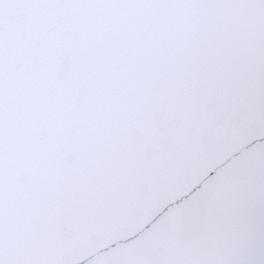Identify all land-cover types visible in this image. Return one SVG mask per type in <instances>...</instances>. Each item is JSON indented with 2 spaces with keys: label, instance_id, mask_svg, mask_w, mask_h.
I'll return each mask as SVG.
<instances>
[{
  "label": "snow or ice",
  "instance_id": "obj_1",
  "mask_svg": "<svg viewBox=\"0 0 264 264\" xmlns=\"http://www.w3.org/2000/svg\"><path fill=\"white\" fill-rule=\"evenodd\" d=\"M0 264H264V0H0Z\"/></svg>",
  "mask_w": 264,
  "mask_h": 264
}]
</instances>
